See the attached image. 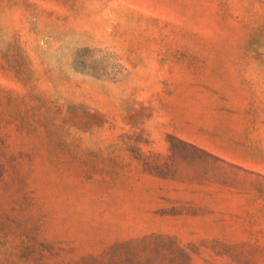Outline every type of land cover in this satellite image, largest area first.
<instances>
[{
  "label": "rangeland",
  "instance_id": "obj_1",
  "mask_svg": "<svg viewBox=\"0 0 264 264\" xmlns=\"http://www.w3.org/2000/svg\"><path fill=\"white\" fill-rule=\"evenodd\" d=\"M192 67L264 81V0H0V264H264V170L207 149L240 130Z\"/></svg>",
  "mask_w": 264,
  "mask_h": 264
},
{
  "label": "crops",
  "instance_id": "obj_2",
  "mask_svg": "<svg viewBox=\"0 0 264 264\" xmlns=\"http://www.w3.org/2000/svg\"><path fill=\"white\" fill-rule=\"evenodd\" d=\"M228 68H224V72L221 73L207 68L187 69L195 74L208 75L207 79L192 82L195 89L201 87L200 89L208 90L213 98L210 103L225 106L227 112L233 114V116L226 117L230 121L226 127L240 130L241 138L235 141V149L232 148L231 143L220 144L218 148L207 147V149L246 168L264 170V81L252 80L250 78L252 73L248 70L233 73ZM170 84L174 86L177 83L171 82ZM202 101L206 102V100ZM202 101L198 100L194 105H202ZM177 112L178 104L170 100L168 113L173 116ZM231 112H237V114L234 115ZM171 130L173 126L170 127V133L178 134ZM182 135L192 136L193 134L183 133ZM233 151L237 154L236 156L228 154ZM255 152L258 156L253 155Z\"/></svg>",
  "mask_w": 264,
  "mask_h": 264
}]
</instances>
